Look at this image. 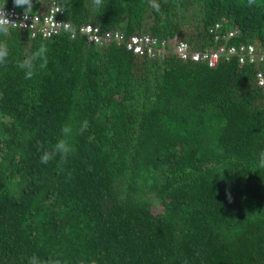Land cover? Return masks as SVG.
Segmentation results:
<instances>
[{"label":"trees","instance_id":"trees-1","mask_svg":"<svg viewBox=\"0 0 264 264\" xmlns=\"http://www.w3.org/2000/svg\"><path fill=\"white\" fill-rule=\"evenodd\" d=\"M53 2L74 30L177 37L195 52L264 49V0H105L96 12L91 0H34L32 14ZM231 30L234 39H214ZM70 34L16 28L0 37L10 49L0 66V264L33 255L62 264H264V89L255 79L264 64L233 57L210 68L172 48L149 59ZM41 43L47 68L25 79L17 60ZM85 120L63 168L41 163V146Z\"/></svg>","mask_w":264,"mask_h":264},{"label":"built area","instance_id":"built-area-1","mask_svg":"<svg viewBox=\"0 0 264 264\" xmlns=\"http://www.w3.org/2000/svg\"><path fill=\"white\" fill-rule=\"evenodd\" d=\"M6 10L17 14L15 18L20 22L17 29L31 31L33 34L40 33L43 37L56 36L65 31L61 27L63 21L59 18L63 12L54 2L48 6L46 12L31 13L27 20H23V17L19 15L21 12L17 9L9 7ZM218 28H220V25H215L214 29ZM69 33H71V38L82 36L85 38L86 43L97 46H104L115 42L117 45H123L126 51L131 52L133 55L144 56L149 59L162 57L168 49L172 48L173 53L180 60L205 62L210 68L216 67L222 58L229 60L233 57L237 58L240 64H264V49L257 50L253 45H221L214 50L195 52L189 50L188 45L185 42L179 41L177 37L162 41H158L149 35H132L126 38L121 32H101L98 27L89 24L83 25L78 30ZM220 35L217 33L214 39L216 41L220 38L231 40L235 38L236 31L231 30ZM255 79L257 86L264 89V74L262 71L259 70L256 73Z\"/></svg>","mask_w":264,"mask_h":264},{"label":"clouds","instance_id":"clouds-1","mask_svg":"<svg viewBox=\"0 0 264 264\" xmlns=\"http://www.w3.org/2000/svg\"><path fill=\"white\" fill-rule=\"evenodd\" d=\"M39 2V0H38ZM7 0L5 4L0 7V37H8L10 33L19 27L20 22L15 17V12H9L6 10ZM106 7L105 0H91L90 11L96 12ZM154 7L158 9V5L154 4ZM13 8L21 9V15L23 20L27 18L34 11V0H13ZM61 27L68 32H73V26L71 24L63 23ZM48 46L45 43H41L30 55L25 56L22 60H17L16 66L24 73V78L31 80L40 71L47 68L48 65ZM10 56V49L6 42L0 40V66L5 65ZM88 121H84L80 127L74 128L71 124H65L61 128V138L56 141L51 147L41 146L42 154L40 156L41 163L47 164L49 162H57L58 167L63 168L68 163L70 156L75 152V148L71 143L72 138L75 135H82L88 130ZM259 167L264 168V152L259 155ZM28 264H62L59 258L48 257L46 260H42L36 255L28 258Z\"/></svg>","mask_w":264,"mask_h":264}]
</instances>
